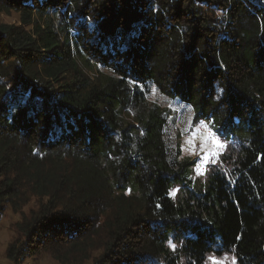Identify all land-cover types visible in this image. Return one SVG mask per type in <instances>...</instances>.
<instances>
[{
    "label": "trees",
    "instance_id": "trees-1",
    "mask_svg": "<svg viewBox=\"0 0 264 264\" xmlns=\"http://www.w3.org/2000/svg\"><path fill=\"white\" fill-rule=\"evenodd\" d=\"M1 16L7 260L264 264V0H0ZM151 90L224 144L203 182Z\"/></svg>",
    "mask_w": 264,
    "mask_h": 264
},
{
    "label": "rangeland",
    "instance_id": "rangeland-1",
    "mask_svg": "<svg viewBox=\"0 0 264 264\" xmlns=\"http://www.w3.org/2000/svg\"><path fill=\"white\" fill-rule=\"evenodd\" d=\"M0 20L10 24L15 23L17 21L15 17L10 16H1ZM149 100L161 106L170 108L172 116H175V124L173 127V131L176 129L181 135L182 154L190 161L195 162V166L193 167L192 171V179L198 182H203L211 168L219 166L220 157L225 149L224 144L219 138L213 135L207 124L198 123L196 126L191 128L192 112L187 106L183 104H172L165 98L161 97L155 90H151ZM192 132H196L195 137L191 136ZM209 134H211L212 138L216 140L219 145H222V147H214L211 140H209L206 145L207 150L215 151L217 152V155L213 160H210L209 163L201 167L200 173L202 174H200L196 171V165L200 163V157L204 155L202 144L204 138L209 136ZM189 139H192L193 141L191 144L188 143ZM177 192L178 189L176 188L171 189L169 192V196L174 202H177ZM16 218V216L10 214H8L6 217H0V264H58L56 261H54L51 257L47 255L25 258L24 260L17 262H12L6 259L5 250L11 237L10 225L14 220H16ZM211 257H214L218 264H233L234 261L233 256L228 254L223 255L221 257L209 255L206 259V264H212V259H210Z\"/></svg>",
    "mask_w": 264,
    "mask_h": 264
},
{
    "label": "snow or ice",
    "instance_id": "snow-or-ice-1",
    "mask_svg": "<svg viewBox=\"0 0 264 264\" xmlns=\"http://www.w3.org/2000/svg\"><path fill=\"white\" fill-rule=\"evenodd\" d=\"M134 83V81H133ZM196 132H192L191 136L195 137ZM209 140H211L212 144L214 145V147H222V145H219L218 142L216 140H214L212 138V135L209 134V136L204 138L203 144H202V148L204 150V155H202L200 157V163L196 165V171L197 173H200V169L203 165L209 163L210 160H213L215 158V156L217 155V152L215 151H208L206 148L207 143L209 142ZM192 139H189L188 143H192ZM202 174V173H200ZM173 247H175V245H173ZM210 259H212V264H218V262L215 260L214 257H211ZM233 264H235V260L233 261Z\"/></svg>",
    "mask_w": 264,
    "mask_h": 264
}]
</instances>
